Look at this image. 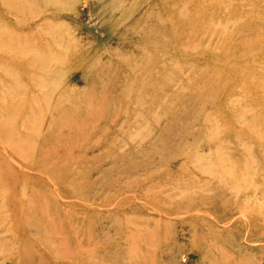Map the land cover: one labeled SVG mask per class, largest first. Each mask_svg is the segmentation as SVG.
Listing matches in <instances>:
<instances>
[{
	"label": "rangeland",
	"instance_id": "1",
	"mask_svg": "<svg viewBox=\"0 0 264 264\" xmlns=\"http://www.w3.org/2000/svg\"><path fill=\"white\" fill-rule=\"evenodd\" d=\"M261 54L263 0H0V264H264Z\"/></svg>",
	"mask_w": 264,
	"mask_h": 264
},
{
	"label": "bare ground",
	"instance_id": "2",
	"mask_svg": "<svg viewBox=\"0 0 264 264\" xmlns=\"http://www.w3.org/2000/svg\"><path fill=\"white\" fill-rule=\"evenodd\" d=\"M255 1V0H254ZM264 1V0H263ZM193 4V3H192ZM221 4V3H220ZM241 4V3H240ZM260 58H259V60L264 64V59H263V57H262V54L259 56ZM258 71V73H256ZM249 72H251V70H249ZM254 73H255V76H257V75H259V76H261V77H263L264 76V69H260V70H257V69H254ZM250 76V73H246L244 76H242V77H240V82H241V84L243 85H245L249 90H251L252 92H254L253 90H252V87L251 86H249L248 85V82H249V80H247V78ZM252 76H253V74H252ZM260 84L261 83H259V84H257V82H256V86L258 87V90L261 88L260 87ZM255 93V92H254ZM256 96H258V95H256ZM3 152V151H2ZM158 212V211H157ZM159 213V212H158ZM177 215V214H176ZM209 216V215H208ZM224 226V225H223ZM241 246V245H240Z\"/></svg>",
	"mask_w": 264,
	"mask_h": 264
}]
</instances>
